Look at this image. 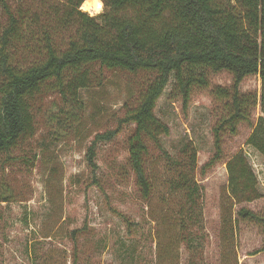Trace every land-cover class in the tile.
<instances>
[{
	"label": "trees",
	"instance_id": "1",
	"mask_svg": "<svg viewBox=\"0 0 264 264\" xmlns=\"http://www.w3.org/2000/svg\"><path fill=\"white\" fill-rule=\"evenodd\" d=\"M83 1L0 0L5 16L0 27V152L33 133L31 102L41 92L66 96L72 109L65 116L79 117L83 107L79 90L91 85L96 64L108 70L153 74L134 101L124 102L119 119L121 124H133L126 138L127 160L143 199H150L158 182L146 166L149 150L165 154L160 135L168 133V126L154 107L171 76L172 92L187 101L193 86H207L206 69L232 74L230 85L210 89L220 113L212 126L214 153L201 166V173L223 159V136L235 135L240 122L251 129L245 144L264 157V0H99L102 10L95 15L80 9ZM252 74L259 77V92L240 91L242 79ZM257 105L260 114L253 122ZM119 129L94 134L85 151L93 171L97 142L110 140ZM195 155L191 143L182 145L172 160V177L162 181L166 194L176 202L170 206L164 196L160 200L162 221L176 228L177 239L189 251L188 264H198L199 255L195 229L201 219V187L194 176ZM224 164L233 204L261 197L256 174L242 149L226 157ZM236 215L261 224L264 233V214L241 206ZM82 231L80 227L68 232L70 264L80 262ZM39 244L33 240L29 246L30 264H46L49 259L37 255Z\"/></svg>",
	"mask_w": 264,
	"mask_h": 264
},
{
	"label": "rangeland",
	"instance_id": "2",
	"mask_svg": "<svg viewBox=\"0 0 264 264\" xmlns=\"http://www.w3.org/2000/svg\"><path fill=\"white\" fill-rule=\"evenodd\" d=\"M80 9L84 10L81 5ZM101 10L102 6L98 11H84L95 15ZM4 20L0 10V27ZM92 68L94 80L79 90L83 106L79 117L65 116L72 109L66 96L41 92L31 102L33 133L0 152V264H30L28 249L33 240L40 243L37 255L49 258L46 264H70L68 232L80 227L79 264H188L189 251L177 239L174 225L162 221L160 202L162 196L170 206L176 202L166 194L162 181L172 177V160L185 143L195 148L194 176L201 187V219L195 229L197 263L264 264L261 224L236 215L241 206L264 214V157L245 144L250 125L240 122L235 135L226 133L223 159L203 173L200 170L214 153L212 126L220 113L210 89L230 85L232 74L206 69L207 86H193L187 101L172 92L174 78L170 77L154 107L168 133L160 135L165 154L149 150L146 166L158 182L147 201L127 160L126 138L133 124H121L119 119L124 102L134 101L153 74L108 70L96 64ZM239 89L258 93L259 77L245 76ZM259 114L257 105L253 122ZM118 126L113 138L97 142L93 171L85 158L87 146L95 133ZM239 149L256 174L261 197L233 204L227 194L224 159ZM3 196L8 200L2 201Z\"/></svg>",
	"mask_w": 264,
	"mask_h": 264
},
{
	"label": "bare ground",
	"instance_id": "3",
	"mask_svg": "<svg viewBox=\"0 0 264 264\" xmlns=\"http://www.w3.org/2000/svg\"><path fill=\"white\" fill-rule=\"evenodd\" d=\"M81 7L86 11H98L101 7V2L99 0H84Z\"/></svg>",
	"mask_w": 264,
	"mask_h": 264
}]
</instances>
